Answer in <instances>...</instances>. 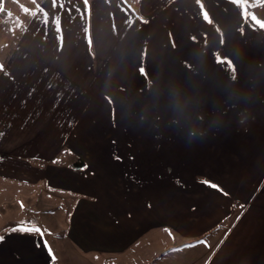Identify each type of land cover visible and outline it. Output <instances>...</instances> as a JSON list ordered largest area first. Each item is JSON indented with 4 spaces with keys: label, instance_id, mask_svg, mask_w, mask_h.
I'll return each instance as SVG.
<instances>
[{
    "label": "crops",
    "instance_id": "0c3cea01",
    "mask_svg": "<svg viewBox=\"0 0 264 264\" xmlns=\"http://www.w3.org/2000/svg\"><path fill=\"white\" fill-rule=\"evenodd\" d=\"M8 183L0 264H264V0H0Z\"/></svg>",
    "mask_w": 264,
    "mask_h": 264
},
{
    "label": "rangeland",
    "instance_id": "374dc122",
    "mask_svg": "<svg viewBox=\"0 0 264 264\" xmlns=\"http://www.w3.org/2000/svg\"><path fill=\"white\" fill-rule=\"evenodd\" d=\"M21 7L19 11L28 12L27 4ZM2 188L8 194L0 197V233L15 226L16 222H7L13 220L18 221L17 225H21V229L26 226L46 234L49 232L60 240L65 239L68 210L66 207L60 209L62 199L59 193L45 187H21L10 183L2 185ZM26 219L28 224L23 223ZM60 248L63 250V245Z\"/></svg>",
    "mask_w": 264,
    "mask_h": 264
},
{
    "label": "snow or ice",
    "instance_id": "6c2138e0",
    "mask_svg": "<svg viewBox=\"0 0 264 264\" xmlns=\"http://www.w3.org/2000/svg\"><path fill=\"white\" fill-rule=\"evenodd\" d=\"M201 183H204L206 186L212 187V184L206 180L200 181ZM3 237H0V240H2ZM46 249H47V245H46Z\"/></svg>",
    "mask_w": 264,
    "mask_h": 264
}]
</instances>
